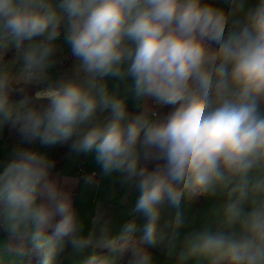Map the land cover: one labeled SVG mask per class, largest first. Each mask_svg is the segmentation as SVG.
Here are the masks:
<instances>
[{"label":"clouds","instance_id":"9594fccd","mask_svg":"<svg viewBox=\"0 0 264 264\" xmlns=\"http://www.w3.org/2000/svg\"><path fill=\"white\" fill-rule=\"evenodd\" d=\"M247 3L0 0V131L10 125L20 138L0 165V251L57 264L70 244L75 255L92 250L87 264H157L129 243L141 232L175 264H264V0ZM62 33L75 63L56 77ZM33 84L45 85L36 98L47 104L31 103ZM148 99L174 107L161 118ZM69 142L92 156L113 196L116 186L122 199L138 193L118 234L102 214L86 232L69 181L53 176L40 148ZM96 176L84 183L99 187ZM200 197L218 203L181 237L185 207Z\"/></svg>","mask_w":264,"mask_h":264},{"label":"crops","instance_id":"0c3cea01","mask_svg":"<svg viewBox=\"0 0 264 264\" xmlns=\"http://www.w3.org/2000/svg\"><path fill=\"white\" fill-rule=\"evenodd\" d=\"M205 2H211L217 6L225 7L227 11V6L224 4V0H205ZM256 3V0H248L247 7H251ZM58 44H61V50L57 51L56 56H63L69 54V63H70V75L72 73L73 65L75 63V58L71 55L70 49L63 45V33L61 34L60 39L57 41ZM15 50V49H14ZM15 52V51H14ZM14 55V54H13ZM55 56V58H56ZM57 63V61H56ZM53 75L59 77V74L56 71V64L53 68ZM108 79V78H106ZM115 84V80H110V85ZM40 84H33L28 87V89H37ZM123 87V86H121ZM145 107L150 108L152 111L162 105H158L155 101L148 99L144 103ZM127 108L128 112L131 115L138 114L143 108H138L136 101L129 96L127 99ZM109 112L103 113V116L107 117ZM4 130L0 131V165H2L7 159L10 158L11 151L17 146L19 140L15 141L14 146L11 145L9 140L4 137ZM38 145H36V148ZM48 151L49 149L46 148ZM50 152V151H49ZM51 156V155H50ZM82 164L83 169L86 172H99L98 166L95 165V162L91 155L81 154L79 156L71 154L63 167L60 170H53V176L63 181L65 178L69 181L66 185V188L72 192V197L74 201V207L78 209L81 218L86 224L85 231L91 229L92 219L98 214H102L105 220L111 222L113 235L119 233L121 225L126 222L130 217L128 215L129 208L134 204V201L138 195L134 190L127 193L126 199H122L125 196L123 189L117 187L116 194L113 196V186L110 181L102 180L100 176V186L99 187H89L84 183V178L80 176L78 172V166ZM218 203L216 198H207L200 197L198 200L193 202L190 206L185 207V215L187 217V223L184 228L180 230L181 237L191 232L192 230L199 229L203 223L206 222L207 213L209 210ZM167 215V214H166ZM139 223H143V219L139 218ZM137 237L138 241L144 246H146L149 251L152 252L154 257L157 260V264H175L176 257L169 256L167 250L163 245H157L155 247H150L143 244L141 240L142 233L137 232L134 234ZM6 233L0 231V241L5 240ZM91 249L86 250L84 253L75 255L72 252V247L70 244L66 245L64 251L62 252L61 264H80L87 261L88 256L91 254ZM101 255L109 254V251L102 252L101 249H97ZM179 251V249H177ZM23 260V259H22ZM22 260L14 259L11 256L0 251V264H15L21 263Z\"/></svg>","mask_w":264,"mask_h":264},{"label":"trees","instance_id":"16d2710c","mask_svg":"<svg viewBox=\"0 0 264 264\" xmlns=\"http://www.w3.org/2000/svg\"><path fill=\"white\" fill-rule=\"evenodd\" d=\"M14 48L10 49L7 51L6 53V58L7 59H11L13 57L14 54ZM63 57V56H61ZM56 71L59 74V76H64V75H70V63H69V59H62L60 61H57L56 63ZM45 85L44 84H40L39 88H43ZM38 89V88H37ZM34 89V90H37ZM31 103L36 105V106H40V105H44L47 104V100L45 99H37V98H32L30 99ZM174 106L172 105H162L160 107H158L156 109V113L159 117H163L165 116L167 113H169L170 111H172ZM4 137L7 138L9 140V142L11 143L12 146H14L15 141L19 140V136L18 133L16 132V130L14 128H12L10 125H6L5 126V130H4ZM70 143L68 144H57L51 147H47L50 151V157L55 160L56 162V166L54 170H60L63 165L65 164L67 158L72 154L71 150H70ZM25 147H32V148H36V145H24ZM152 166V165H150ZM129 243L131 244H136L142 247H146L144 245H142L140 243V241H138L136 236H132L131 240L129 241ZM109 249L105 248V249H101L102 252H106ZM149 250V249H148ZM62 255V253H61ZM61 255H59V263L61 264ZM15 264H41V260L38 254L36 253H32L26 257L23 258L21 263H15ZM80 264H87V261L82 262Z\"/></svg>","mask_w":264,"mask_h":264},{"label":"built area","instance_id":"2783aa9c","mask_svg":"<svg viewBox=\"0 0 264 264\" xmlns=\"http://www.w3.org/2000/svg\"><path fill=\"white\" fill-rule=\"evenodd\" d=\"M69 58H70V55L69 54H65V55H63V57L56 56L55 59H56V61H60L62 59H69ZM77 169H78V172H79L80 176L83 177V178H85L86 176H88V175H90L92 173V172L84 171L82 164H80ZM96 173H97L96 180L99 181L100 180V173L99 172H96Z\"/></svg>","mask_w":264,"mask_h":264},{"label":"water","instance_id":"95a60500","mask_svg":"<svg viewBox=\"0 0 264 264\" xmlns=\"http://www.w3.org/2000/svg\"><path fill=\"white\" fill-rule=\"evenodd\" d=\"M40 91V90H34L32 88L27 90V96L29 97V99H32L33 97L36 98V93ZM14 99H20L19 96H14Z\"/></svg>","mask_w":264,"mask_h":264},{"label":"rangeland","instance_id":"374dc122","mask_svg":"<svg viewBox=\"0 0 264 264\" xmlns=\"http://www.w3.org/2000/svg\"><path fill=\"white\" fill-rule=\"evenodd\" d=\"M40 146L38 145V147L37 148H39ZM40 150L41 151H47L48 152V154L50 155V152L46 149V148H40ZM59 256H58V259H57V264L59 263ZM60 261L62 262V259H60Z\"/></svg>","mask_w":264,"mask_h":264}]
</instances>
